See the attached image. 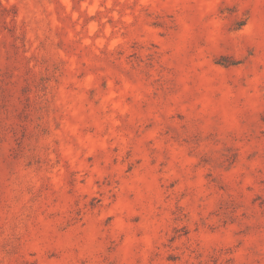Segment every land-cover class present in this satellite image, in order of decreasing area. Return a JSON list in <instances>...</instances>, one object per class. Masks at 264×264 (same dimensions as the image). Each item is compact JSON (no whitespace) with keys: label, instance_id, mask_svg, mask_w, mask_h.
<instances>
[{"label":"rangeland","instance_id":"1","mask_svg":"<svg viewBox=\"0 0 264 264\" xmlns=\"http://www.w3.org/2000/svg\"><path fill=\"white\" fill-rule=\"evenodd\" d=\"M0 264H264V0H0Z\"/></svg>","mask_w":264,"mask_h":264}]
</instances>
